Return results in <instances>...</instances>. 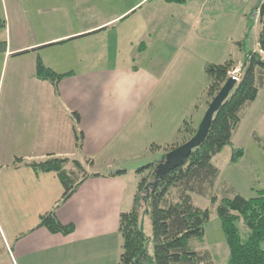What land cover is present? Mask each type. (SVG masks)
I'll return each instance as SVG.
<instances>
[{"label":"rangeland","instance_id":"rangeland-1","mask_svg":"<svg viewBox=\"0 0 264 264\" xmlns=\"http://www.w3.org/2000/svg\"><path fill=\"white\" fill-rule=\"evenodd\" d=\"M136 3L127 13L129 16L117 21L112 29L113 36L122 39L125 52L134 58L142 73H132V66H123L124 76L115 74L109 81L99 82L98 90L111 91L110 101L117 106L139 108L136 122L139 129L132 131L127 140L140 156L129 157L124 150L113 147L105 151L109 155L88 165L90 170L103 174L127 168L131 200L141 178L137 170L161 162L168 154L165 144L179 140L185 122L198 129L208 107L207 64L233 59L235 69L241 71L246 52L258 49L261 27L255 13L259 0H192L187 4H170L165 0H93L92 6L94 10L98 8L99 14L110 15ZM86 10L75 0H0V15L7 21L0 39L27 41L32 38L34 21L40 22V18L46 33H53L65 27L70 19L74 21L77 11ZM143 42L148 45L147 51L140 48ZM31 57L24 54L4 63L0 55V264H23L20 248L11 234L34 228L40 221V214L27 208L26 202L23 210L17 204L14 189L19 187L18 176L11 169L19 156L36 146L43 107L55 104L54 99H43L37 93L41 87L28 73ZM14 67L18 72L14 73ZM143 73L160 77L162 86L151 92L152 83ZM171 77L177 78V85L175 81L173 87L165 86ZM242 113L243 122L233 142L244 150V155L233 162L232 147L227 146L213 159L221 174L210 193L219 198L235 193L251 198L264 189V77L257 99ZM153 144L160 147L153 148ZM124 147L126 152L128 147L126 144ZM109 157L112 160L106 159ZM25 158L31 156L26 154ZM33 158L41 161L47 156ZM80 160L85 162L86 158ZM211 194L192 193L194 204L209 208L211 217L205 225L204 241L193 239L190 246L196 251L209 250L214 258L211 264H228L230 250ZM144 226L153 255L150 215ZM240 227L244 231L243 223ZM4 235L9 239L7 243Z\"/></svg>","mask_w":264,"mask_h":264},{"label":"crops","instance_id":"crops-1","mask_svg":"<svg viewBox=\"0 0 264 264\" xmlns=\"http://www.w3.org/2000/svg\"><path fill=\"white\" fill-rule=\"evenodd\" d=\"M75 2L87 8L86 12L77 11L74 21L70 19L65 27L53 33H46L42 18L40 22L34 21L32 38L17 43L13 42V37L11 41L6 38L7 51L1 55L4 63L12 57L32 56L28 73L41 87L37 93L43 99L55 100L54 105L43 107L42 122L36 126L40 127L35 135L39 138L36 146L24 152L31 158L22 154L19 156L22 160L16 161L11 168L12 173L18 176L19 187H15L14 196L20 209H26V202L27 208L39 214L54 209L65 189L55 173H38L27 164L41 159L33 158L36 155L54 154L79 160L89 158L92 160L90 165H94L96 158L109 155L105 151L113 147L124 150L129 157L140 156L127 140L132 137V131L139 129L136 126L139 108L117 106L115 101H110L111 91L98 90L99 82H107L115 74L124 76L123 66H132V73H142L134 58L125 52L120 43L122 39L113 36L112 29L117 21L126 19L127 13L138 3L127 10L106 15L99 14L98 8L93 9V0ZM140 48L147 51L148 45L143 42ZM38 59L57 73L73 74L63 78L55 87L49 81L37 78ZM16 72L17 68L14 69ZM143 75L152 83L151 92L162 86L160 77ZM172 77L165 86L173 87L175 81L177 85V78L173 80ZM76 112L80 115L79 124ZM76 127L85 134L82 148L76 144ZM124 144L128 147L126 152ZM122 169L125 172L121 174H103L89 169L99 176L88 178L72 198L56 208L62 222L75 224L76 230L72 234H54L44 227L11 234L17 248H20L19 258L23 264H119L123 245L120 215L132 208L137 189L131 200L127 181L129 172L127 168ZM3 240L7 243L9 239L4 235Z\"/></svg>","mask_w":264,"mask_h":264},{"label":"trees","instance_id":"trees-1","mask_svg":"<svg viewBox=\"0 0 264 264\" xmlns=\"http://www.w3.org/2000/svg\"><path fill=\"white\" fill-rule=\"evenodd\" d=\"M165 1L170 4H187L192 0ZM257 9L260 10L261 25L258 49L246 52L241 67V81L215 113L206 138L193 149L186 161L177 164L158 179L156 177L160 163H150L137 170L141 178L134 194L132 208L120 215L119 230L123 245L119 264L213 262V254L209 250L196 251L190 246L193 239L204 241L205 225L211 217L209 208H200L194 204L192 193L206 196L211 194L221 174L213 159L224 148L232 147L233 162H237L244 155V150L234 144L233 137L243 122V110L257 99L264 77V2H259L255 13ZM6 29L7 21L0 15V33ZM7 46V40L1 38L0 55L6 53ZM235 68L233 59L224 63L207 64L208 106L228 80L230 71ZM72 74L73 72L57 73L47 67L41 59H38L36 64L37 78L49 81L55 87L63 78ZM75 115L79 124L80 115L78 112ZM75 132L76 144L82 148L85 134L77 127ZM196 132L197 129L192 127L190 122H185L180 129L182 136L179 140L165 146L167 153L186 143ZM153 146L160 147L155 144ZM21 160L22 158L18 159ZM27 164L38 173H55L65 189L55 208L41 213L38 225L32 230L44 227L54 234H72L76 230L75 224L62 222L56 208L72 198L88 178L99 176V173H91L88 169L92 160L88 158L83 162L49 154L44 160L30 161ZM124 172L125 170H121L114 174ZM150 182L153 184L148 187ZM211 198L213 204H217V212L229 246L228 264H264V189L258 190L257 195L251 198L240 193L222 198L212 195ZM147 215H150L152 222L153 255L149 251L150 238L144 226ZM240 223L244 224V231Z\"/></svg>","mask_w":264,"mask_h":264},{"label":"water","instance_id":"water-1","mask_svg":"<svg viewBox=\"0 0 264 264\" xmlns=\"http://www.w3.org/2000/svg\"><path fill=\"white\" fill-rule=\"evenodd\" d=\"M235 86L236 80L233 77H230L209 104L195 135L186 143L168 152L165 159L160 162L157 169V179L162 174L174 168L177 164L186 161L193 149L198 147L203 142L209 132L215 113L230 96L231 92L235 89ZM152 184L153 183L150 182L148 187Z\"/></svg>","mask_w":264,"mask_h":264},{"label":"built area","instance_id":"built-area-1","mask_svg":"<svg viewBox=\"0 0 264 264\" xmlns=\"http://www.w3.org/2000/svg\"><path fill=\"white\" fill-rule=\"evenodd\" d=\"M246 1V0H245ZM259 2H264V0H259ZM256 15L259 17L260 10H256ZM229 77H233L236 80V83L238 84L241 81V71H238V69H235L229 73Z\"/></svg>","mask_w":264,"mask_h":264}]
</instances>
